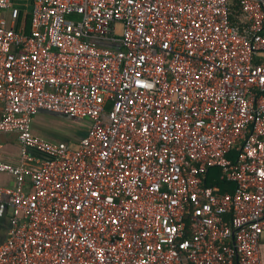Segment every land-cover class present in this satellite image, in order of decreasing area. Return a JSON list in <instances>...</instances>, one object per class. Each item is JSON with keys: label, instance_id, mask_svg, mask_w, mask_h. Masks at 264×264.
Here are the masks:
<instances>
[{"label": "built area", "instance_id": "1", "mask_svg": "<svg viewBox=\"0 0 264 264\" xmlns=\"http://www.w3.org/2000/svg\"><path fill=\"white\" fill-rule=\"evenodd\" d=\"M0 104V264H264V0H0Z\"/></svg>", "mask_w": 264, "mask_h": 264}, {"label": "crops", "instance_id": "2", "mask_svg": "<svg viewBox=\"0 0 264 264\" xmlns=\"http://www.w3.org/2000/svg\"><path fill=\"white\" fill-rule=\"evenodd\" d=\"M2 112V106L0 104V116ZM60 115V116H59ZM64 115L56 113H47L46 111H40L33 119V131L37 135L44 137L51 141H70V139L76 140L78 135H83L85 133V127L82 131H79L78 134L69 135L65 138L57 137L56 132L52 131L49 126L50 124H57L60 126L61 120H63ZM66 117V116H65ZM59 135V134H58ZM56 136V137H55ZM0 160L16 163L17 157L19 154V146L17 142V137L14 133H0ZM218 170H213L212 174H217ZM210 184H216L218 180L214 181V176L208 178ZM0 184L3 186H13L14 178L8 173L0 172ZM229 191L232 190V184L229 185ZM8 222L6 217L0 218V241L6 236ZM260 252L261 257L264 263V229L260 239Z\"/></svg>", "mask_w": 264, "mask_h": 264}, {"label": "rangeland", "instance_id": "3", "mask_svg": "<svg viewBox=\"0 0 264 264\" xmlns=\"http://www.w3.org/2000/svg\"><path fill=\"white\" fill-rule=\"evenodd\" d=\"M47 113H50V112H47ZM62 117H63V120H61L60 126H58L57 124H52V123L49 126V128L52 131L56 132L57 137L65 138L66 136H69V135H75V134H78L79 131H82V129L84 128L81 123L75 120H72L68 117H65V116H62ZM69 140L73 141V139H70V138Z\"/></svg>", "mask_w": 264, "mask_h": 264}, {"label": "trees", "instance_id": "4", "mask_svg": "<svg viewBox=\"0 0 264 264\" xmlns=\"http://www.w3.org/2000/svg\"><path fill=\"white\" fill-rule=\"evenodd\" d=\"M69 118V117H68ZM70 119H72V120H75V121H77V122H79V123H81L82 125H83V127H86V125L88 124L87 122H85V121H80V120H77V119H73V118H70ZM84 129V128H83ZM82 129V130H83ZM82 135H78V138H80ZM78 138H76V139H78ZM209 182V181H208ZM209 183H211V182H209ZM229 185H230V183L229 182H223V181H218L217 182V186L221 189V190H229L230 188H229Z\"/></svg>", "mask_w": 264, "mask_h": 264}]
</instances>
